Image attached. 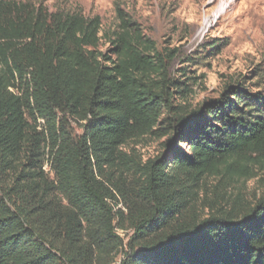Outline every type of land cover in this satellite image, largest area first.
I'll return each mask as SVG.
<instances>
[{
    "label": "trees",
    "instance_id": "16d2710c",
    "mask_svg": "<svg viewBox=\"0 0 264 264\" xmlns=\"http://www.w3.org/2000/svg\"><path fill=\"white\" fill-rule=\"evenodd\" d=\"M117 18L109 35L0 0V264H264V196L193 207L208 176L255 177L239 162L264 159V91L235 84L180 112L170 87L185 84ZM148 135L167 136L155 158L123 151Z\"/></svg>",
    "mask_w": 264,
    "mask_h": 264
},
{
    "label": "rangeland",
    "instance_id": "374dc122",
    "mask_svg": "<svg viewBox=\"0 0 264 264\" xmlns=\"http://www.w3.org/2000/svg\"><path fill=\"white\" fill-rule=\"evenodd\" d=\"M14 1L48 13L98 17L102 33L109 35L117 30L120 11L153 43L167 66L168 77L185 84L170 87L173 106L180 112L218 98L231 85L264 91V0ZM108 47L102 40L99 49ZM166 140L167 136L148 135L122 149L146 162L164 151ZM180 148L187 152L185 145ZM239 164L252 170L255 177L250 173L233 178L208 176L193 202L198 218L216 210L244 212L264 196V159L255 166L243 160ZM44 172L52 179L46 167ZM117 233L126 241L122 231ZM121 256L119 253L115 262Z\"/></svg>",
    "mask_w": 264,
    "mask_h": 264
}]
</instances>
